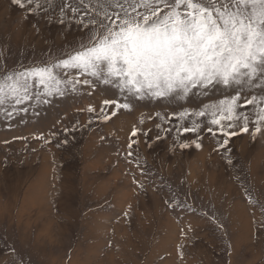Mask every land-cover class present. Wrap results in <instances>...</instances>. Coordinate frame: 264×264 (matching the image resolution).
Returning <instances> with one entry per match:
<instances>
[{"label": "rangeland", "instance_id": "374dc122", "mask_svg": "<svg viewBox=\"0 0 264 264\" xmlns=\"http://www.w3.org/2000/svg\"><path fill=\"white\" fill-rule=\"evenodd\" d=\"M22 15L0 0V64L6 60L9 68L56 59L84 38L75 25L47 17L22 21ZM114 93L101 85L92 95L85 90L57 98L38 115L21 114L11 128L0 116V264H264V232L257 238L253 223L264 220V140L252 142L245 134L230 141V152L217 151L216 138L205 132L202 149L182 152L177 144L173 153L176 124L157 113L164 117L179 103L136 101L132 111L97 119L103 100L118 98ZM199 103L195 96L189 101ZM89 106L96 111L87 112ZM155 124L172 131L157 140ZM133 128L153 130L131 137ZM244 187L257 206L246 202ZM169 200L195 211H173ZM189 224L195 231L184 240L181 229Z\"/></svg>", "mask_w": 264, "mask_h": 264}, {"label": "snow or ice", "instance_id": "6c2138e0", "mask_svg": "<svg viewBox=\"0 0 264 264\" xmlns=\"http://www.w3.org/2000/svg\"><path fill=\"white\" fill-rule=\"evenodd\" d=\"M9 3L22 11V21L47 17L51 22L55 18L62 26L75 25L84 36L56 59L21 63L18 68H9L6 60L0 64V116L9 128L21 114L27 115L31 110L38 115V109L51 105L57 98L85 90L92 95L103 85L115 90L118 97L103 100L99 109L102 116L97 119L105 122L121 110L132 111L136 101H177V110L164 117L157 113V119L176 124L178 136L170 152L176 151L177 144L182 152L192 147L202 149L205 132L216 138L217 151L230 152V141L245 134L252 142L264 140V0H9ZM214 92L218 95L213 98ZM193 96L200 98L199 105H189ZM86 111L93 113L96 109L89 106ZM155 128L160 129L157 140L161 139V133L172 131L160 124H155ZM152 130L133 128L130 135L147 137ZM38 138L51 143L50 139ZM63 143H68L67 138ZM138 143L136 139L127 145V157L134 155L133 145ZM226 162L235 166L231 156ZM133 182L137 189H144L139 181ZM243 192L250 206L259 204L248 188L244 187ZM166 203L173 211L177 208L195 211L179 200ZM259 207L264 215V204ZM132 210L129 204L123 218L129 219ZM202 215L224 231V224L214 214ZM253 223L257 224L259 238L264 232V220ZM194 231L191 224L187 230L181 229L183 239L190 240L189 233ZM182 248L183 245L179 251L181 259ZM15 251L13 248L12 252ZM226 252L231 258V242ZM20 264H24L23 260Z\"/></svg>", "mask_w": 264, "mask_h": 264}]
</instances>
